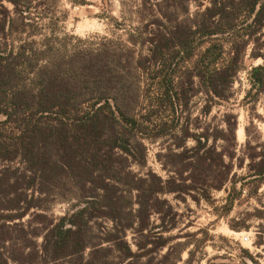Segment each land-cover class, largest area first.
<instances>
[{"label": "trees", "instance_id": "trees-1", "mask_svg": "<svg viewBox=\"0 0 264 264\" xmlns=\"http://www.w3.org/2000/svg\"><path fill=\"white\" fill-rule=\"evenodd\" d=\"M59 3L0 0V163H9L0 169V228L25 229L21 221L35 213L46 229L33 235L42 243L14 254L0 235V264H151L146 231L157 197L201 187L209 198L230 180V168L214 174L225 155L217 142L236 140L237 123L215 128L206 118L230 101L250 46L252 58L264 59V0H140V25L128 30L112 17L125 40L74 44L57 32L66 17ZM250 80L264 93V64ZM160 139L175 147L169 168L181 166V180L200 186L165 181L148 167L146 140ZM255 170L263 180L264 160ZM58 204L68 205L65 214L50 216ZM129 231L144 240L137 250Z\"/></svg>", "mask_w": 264, "mask_h": 264}, {"label": "rangeland", "instance_id": "rangeland-1", "mask_svg": "<svg viewBox=\"0 0 264 264\" xmlns=\"http://www.w3.org/2000/svg\"><path fill=\"white\" fill-rule=\"evenodd\" d=\"M112 7L107 12L104 0H60V14L66 17L60 21L57 32L61 37L68 35L70 44L78 38L99 41L102 37L127 38V32L115 26L112 17L123 21L127 29L140 25V0H111ZM10 9L13 6L5 3ZM200 2L193 1L191 11L199 8ZM45 20L44 22H47ZM263 48V46H261ZM253 47L248 49L246 69L241 71L233 87V95L228 102L216 104L206 118L212 127L228 128V121L237 123L236 140L231 135L219 139L217 147L224 151V164L217 167L214 174L225 173L231 169L230 180L221 189H211L210 197L204 198L201 187L194 188L192 194L182 192L163 193L157 197L150 218L148 239L152 243L149 256L144 260L151 264H254L251 257L264 264V179L258 180L255 168L264 160V93L257 95V89L250 80V71L264 64V59L250 56ZM264 49V48H263ZM204 105V96H198L190 105L193 119L200 116ZM204 119V118H202ZM196 122V121H194ZM148 147V167L163 180L173 179L184 182L189 187H198L192 179L181 180L177 171L181 168H169L171 158L166 155L172 146V140H146ZM195 145L192 140L188 146ZM172 148H175L172 146ZM8 162L0 163V169ZM137 168V167H136ZM174 170V171H172ZM192 174V170L184 174ZM166 185V182H165ZM259 185L258 190L256 187ZM167 187H174L173 184ZM201 188V189H200ZM67 204L56 205L51 214L56 217L65 214ZM39 219L35 213L26 216L21 223L25 229L0 228L6 245L5 251L21 253L23 246L29 243L39 245L46 229H39ZM241 224L240 230L231 227ZM249 240H244V236ZM164 236L169 244L163 249L156 247L159 237ZM127 239L137 250L136 243H143L141 237L129 231ZM1 245L3 243L0 242ZM89 250L85 257L88 258Z\"/></svg>", "mask_w": 264, "mask_h": 264}, {"label": "built area", "instance_id": "built-area-1", "mask_svg": "<svg viewBox=\"0 0 264 264\" xmlns=\"http://www.w3.org/2000/svg\"><path fill=\"white\" fill-rule=\"evenodd\" d=\"M243 239L244 240H249V236L246 235V236L243 237Z\"/></svg>", "mask_w": 264, "mask_h": 264}]
</instances>
